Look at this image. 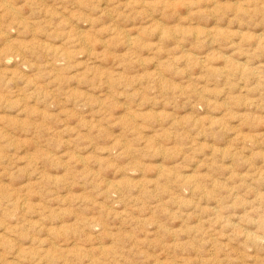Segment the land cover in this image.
<instances>
[{
    "label": "rangeland",
    "instance_id": "rangeland-1",
    "mask_svg": "<svg viewBox=\"0 0 264 264\" xmlns=\"http://www.w3.org/2000/svg\"><path fill=\"white\" fill-rule=\"evenodd\" d=\"M0 264H264V0H0Z\"/></svg>",
    "mask_w": 264,
    "mask_h": 264
}]
</instances>
